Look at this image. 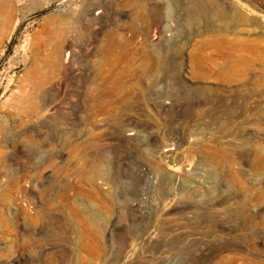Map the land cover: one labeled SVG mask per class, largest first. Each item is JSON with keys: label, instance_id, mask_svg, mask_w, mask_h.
Masks as SVG:
<instances>
[{"label": "rangeland", "instance_id": "obj_1", "mask_svg": "<svg viewBox=\"0 0 264 264\" xmlns=\"http://www.w3.org/2000/svg\"><path fill=\"white\" fill-rule=\"evenodd\" d=\"M256 1L0 0V264H264Z\"/></svg>", "mask_w": 264, "mask_h": 264}, {"label": "bare ground", "instance_id": "obj_2", "mask_svg": "<svg viewBox=\"0 0 264 264\" xmlns=\"http://www.w3.org/2000/svg\"><path fill=\"white\" fill-rule=\"evenodd\" d=\"M257 6L259 7L260 10L264 9V3H262L260 0L256 1ZM264 11V10H262ZM97 14V13H96ZM95 14V15H96ZM217 16V15H216ZM239 18L240 22H242V17L239 15L238 10L234 9L233 12L231 13V17L229 20H233ZM256 29H257V34L256 35V40L253 41L251 43V48L252 51L254 53L255 57L260 64H264V21H262L261 19H258V21L256 22ZM216 31V30H215ZM217 33H220L217 32ZM215 35V34H214ZM232 35H236V32L234 31L232 33ZM216 37V36H215ZM213 37V38H215ZM221 36H218L217 40L219 41V44H215V46H220L222 44H226V47H229L230 50L237 52L239 55H241V57L243 56L244 58H246L247 56H249V50L251 49L249 46L245 45L241 39L238 38H233L231 40H225L222 41ZM213 41L216 39H212ZM214 43V42H213ZM212 44V43H211ZM223 46V45H222ZM219 49V48H218ZM65 51V50H64ZM67 52V50H66ZM52 53V52H51ZM66 55L63 56V54L61 53V51L55 50V52L53 54H51V57L48 59L47 62H50L53 66H55L56 68H62V69H66L68 66V62L70 59V52L65 53ZM252 56V55H251ZM125 58V57H124ZM234 58V57H233ZM236 58V57H235ZM123 59V58H122ZM250 59V58H249ZM239 60V59H238ZM223 61V60H222ZM42 69V68H41ZM53 72V70H52ZM39 73V72H38ZM68 73V72H67ZM76 74V73H75ZM53 75V74H52ZM47 77V76H46ZM39 80V79H38ZM40 82V81H39ZM47 82V81H46ZM59 84V83H58ZM132 134H128V136H130ZM125 136V134H124ZM260 155V154H259ZM214 156V155H213ZM257 161V160H256ZM22 175V174H21ZM23 176V175H22Z\"/></svg>", "mask_w": 264, "mask_h": 264}]
</instances>
